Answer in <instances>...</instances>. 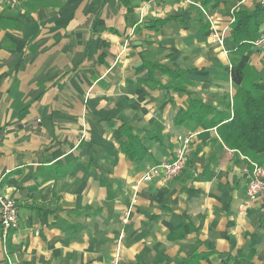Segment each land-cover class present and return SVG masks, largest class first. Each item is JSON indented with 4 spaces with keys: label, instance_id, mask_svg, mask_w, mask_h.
<instances>
[{
    "label": "crops",
    "instance_id": "obj_1",
    "mask_svg": "<svg viewBox=\"0 0 264 264\" xmlns=\"http://www.w3.org/2000/svg\"><path fill=\"white\" fill-rule=\"evenodd\" d=\"M191 2L0 5V184L20 220L6 242L0 226V264H264V196L247 201L241 152L217 128L176 120L197 100L233 116L231 14L264 8ZM200 7L227 29L229 59ZM238 60L248 83L264 81V48ZM125 127L144 159L121 150ZM190 134L183 173L141 186L133 203L142 174Z\"/></svg>",
    "mask_w": 264,
    "mask_h": 264
},
{
    "label": "trees",
    "instance_id": "obj_2",
    "mask_svg": "<svg viewBox=\"0 0 264 264\" xmlns=\"http://www.w3.org/2000/svg\"><path fill=\"white\" fill-rule=\"evenodd\" d=\"M234 16L236 21L231 35L236 48L233 51L236 59L232 61L229 69L232 82L237 88L232 107L233 116L229 118L220 115L211 106L197 100L193 102V109L180 111L176 120L179 124L191 122L207 128H217L228 149L239 151L264 165V81L253 80L248 83L247 71L239 66L238 60L254 48L251 42L260 36V29L264 24V10L257 9L253 13L242 10L235 12ZM156 67L171 79H178L181 75L179 71ZM123 136L127 139L121 144L123 153L132 160L144 159L147 150L129 127L123 128ZM171 238L178 239L179 236L174 234ZM200 259L202 256L196 254L184 264H198Z\"/></svg>",
    "mask_w": 264,
    "mask_h": 264
},
{
    "label": "built area",
    "instance_id": "obj_3",
    "mask_svg": "<svg viewBox=\"0 0 264 264\" xmlns=\"http://www.w3.org/2000/svg\"><path fill=\"white\" fill-rule=\"evenodd\" d=\"M20 0H0V5H7L11 8H14L18 5ZM164 0H149L151 3L162 2ZM187 3H192L191 0H185ZM247 1V0H244ZM260 8H264V0H252ZM202 13L206 16L211 27V39L212 42L217 45L221 53L225 56L226 59L230 58V52L226 48V33L227 29H221L217 21L209 17L205 8L200 7ZM236 9H233L231 14V25L235 23L236 18L234 13ZM254 48L262 49L264 48V29L262 30L260 36L255 41L251 42ZM231 65V64H230ZM232 66V65H231ZM230 66V68H231ZM196 134H190L187 137H179V149L177 156L172 161H164L158 165L151 167L147 170L137 183L134 185V199L135 203L136 195L139 191V188L147 183H150L158 177H163L165 180H174L178 178L183 171L185 170L187 157L190 149L192 140ZM240 153V152H239ZM241 158L245 161L244 174L247 179V201L253 203L257 201L260 197L264 196V165L259 164L258 162L250 159L249 157L244 156L240 153ZM128 217V214H127ZM127 217L124 219L127 221ZM0 226L2 230L3 241L6 242L7 237L11 232L17 231L20 228L19 220V208L17 202L6 195L0 184ZM5 255L8 258V262H11V257L8 252V248H5ZM11 264V263H10Z\"/></svg>",
    "mask_w": 264,
    "mask_h": 264
}]
</instances>
